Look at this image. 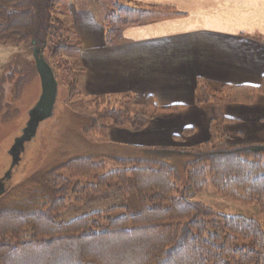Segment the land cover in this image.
<instances>
[{
  "label": "trees",
  "instance_id": "trees-1",
  "mask_svg": "<svg viewBox=\"0 0 264 264\" xmlns=\"http://www.w3.org/2000/svg\"><path fill=\"white\" fill-rule=\"evenodd\" d=\"M70 1L0 0V43L14 48L19 58L41 49L56 79L57 73H66L72 94L78 92L83 101L79 74L67 60L81 62L80 39L61 18L62 5ZM104 1L113 10L104 19L108 46L121 41L126 27L182 15L168 6ZM15 68L0 78V102ZM18 83L14 85L22 87ZM258 95H264V78L258 87L199 80L196 104L213 106L217 118L210 124V141L197 147H139L109 138L110 126L140 132L153 116L183 106L158 108L149 100L144 110L132 95L89 97L85 104L92 111L73 112L81 118L79 124L89 119L77 139L82 152L55 153L48 168L39 166L0 196V264H264V224L241 216L216 217L211 208L186 197L211 184L223 197L259 204L264 215V143L230 144V120L224 115L227 105H252ZM193 133L182 132L184 138ZM60 156L65 159L58 162ZM183 176L186 185L180 191ZM131 184L139 207L135 215L112 218V209L71 222L60 219L62 212L89 197H104L114 186L125 197ZM239 242L251 243L253 249L238 247Z\"/></svg>",
  "mask_w": 264,
  "mask_h": 264
},
{
  "label": "crops",
  "instance_id": "crops-1",
  "mask_svg": "<svg viewBox=\"0 0 264 264\" xmlns=\"http://www.w3.org/2000/svg\"><path fill=\"white\" fill-rule=\"evenodd\" d=\"M133 7L170 6L182 15L121 31L105 42L104 19L71 0L70 24L81 43L83 88L89 95H132L137 106H183L156 115L140 132L112 128L111 141L139 147H197L211 139L213 106L196 104L198 81L258 87L264 78V0H125ZM121 4V3H120ZM226 131L236 144L264 143V95L254 104H231ZM191 129L192 136L182 132ZM180 137L181 141L174 138ZM180 142V143H178Z\"/></svg>",
  "mask_w": 264,
  "mask_h": 264
},
{
  "label": "rangeland",
  "instance_id": "rangeland-1",
  "mask_svg": "<svg viewBox=\"0 0 264 264\" xmlns=\"http://www.w3.org/2000/svg\"><path fill=\"white\" fill-rule=\"evenodd\" d=\"M115 1L121 4L126 3L125 0ZM79 3L80 5L82 4L91 7L100 18L113 11L110 5L104 0H78L77 4ZM174 11L176 10L174 9ZM61 13V18L66 25L72 27L70 20H68L70 19V15L67 5H62ZM119 36L121 41H123L124 38L122 35ZM21 55L22 57L19 58V54L15 53L14 48L0 43V78L9 74L10 69L16 65L17 68H15L16 73L12 78V85L17 81H19L18 84L23 82L22 87L20 88L15 85H9V87L6 86V88H8L6 91V97L4 98V101L0 102V180L10 171L12 157L9 155V152L16 140L22 136V132L29 120V113L32 108L38 104L42 94L41 79L34 66V54L33 57L31 53H28V55L23 53ZM67 60L71 62V68L74 67L79 74V90L83 93V101H79L80 98H78V92L72 94L70 86L71 78L66 73H57L59 93L54 116L48 121H45L42 126L41 123L36 137L25 145V151L21 156V161L16 167H14L11 179L6 183L7 188L14 187L22 182L26 176L35 172L39 166L44 167L43 170L48 168L54 159L51 160L55 153L61 154L67 149L68 151L69 149H75L72 153L73 155L82 152V150H80L82 147L79 145L80 142L78 141L81 133L80 126L86 125L89 122V119L83 120V122L79 124L81 118L76 116L73 112L85 113L86 111H92V108H87L90 105L85 104V102H89V97H92L93 99L95 97L89 95L83 88L84 74H82L83 72L81 69L84 71V68L82 63L74 58H68ZM20 77L24 78L21 79ZM146 107L137 106L138 109L144 110ZM88 113L89 114L85 115L91 114V112ZM158 115L163 114L158 113L157 116ZM153 117L155 118L156 116ZM152 120L153 119H151L150 122ZM106 124L109 125L110 122H106ZM112 128L115 127L110 126L108 132ZM229 142L230 144L237 145L234 142L232 143L230 139ZM180 145L177 147H188ZM62 159L65 158L60 156L58 162ZM185 185L186 177L183 176L180 184V191L185 189ZM117 188V186H114L113 189H111V192L105 194L104 197H89L81 206L73 207V205H70L69 207L73 208L62 212L60 214V219L64 222H71L91 213L108 212L112 209H116L111 213L112 218L137 214L139 212V207L132 184L130 185V194L125 197L116 190ZM181 196L182 194L180 193L175 197L178 198ZM186 197L199 201L211 208L215 212L216 217L219 215L230 217L241 216L264 224V215L262 214L261 206L259 204L245 205L223 197L211 184H209L201 193H186ZM216 220L219 222V219L216 218ZM243 246H248L250 249H253L251 243H238V247Z\"/></svg>",
  "mask_w": 264,
  "mask_h": 264
},
{
  "label": "water",
  "instance_id": "water-1",
  "mask_svg": "<svg viewBox=\"0 0 264 264\" xmlns=\"http://www.w3.org/2000/svg\"><path fill=\"white\" fill-rule=\"evenodd\" d=\"M34 59L41 79L42 94L38 104L29 113V120L22 136L16 140L9 152L12 157V166L8 174L0 180V196L6 192V183L11 179L14 167L20 163L25 145L36 137L40 124L51 119L55 113L59 93L58 81L53 69L44 59L41 49L34 50Z\"/></svg>",
  "mask_w": 264,
  "mask_h": 264
}]
</instances>
